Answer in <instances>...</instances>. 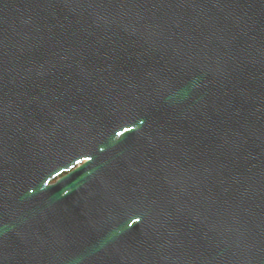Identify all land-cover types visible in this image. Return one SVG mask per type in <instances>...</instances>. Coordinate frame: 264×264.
I'll list each match as a JSON object with an SVG mask.
<instances>
[{"label":"water","instance_id":"1","mask_svg":"<svg viewBox=\"0 0 264 264\" xmlns=\"http://www.w3.org/2000/svg\"><path fill=\"white\" fill-rule=\"evenodd\" d=\"M0 264H264V0H0Z\"/></svg>","mask_w":264,"mask_h":264},{"label":"flooded vegetation","instance_id":"2","mask_svg":"<svg viewBox=\"0 0 264 264\" xmlns=\"http://www.w3.org/2000/svg\"><path fill=\"white\" fill-rule=\"evenodd\" d=\"M122 134H119V136H121ZM84 163V162H83ZM81 164L79 163L78 164V166H80ZM66 175V173H64V174H62L61 176H60V178H62L63 176H65Z\"/></svg>","mask_w":264,"mask_h":264}]
</instances>
